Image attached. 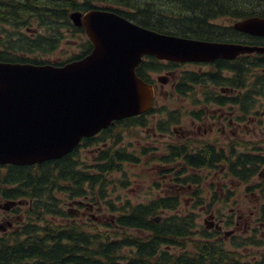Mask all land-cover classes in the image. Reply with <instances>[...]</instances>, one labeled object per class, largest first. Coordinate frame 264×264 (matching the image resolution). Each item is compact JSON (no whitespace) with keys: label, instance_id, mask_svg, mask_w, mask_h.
<instances>
[{"label":"trees","instance_id":"16d2710c","mask_svg":"<svg viewBox=\"0 0 264 264\" xmlns=\"http://www.w3.org/2000/svg\"><path fill=\"white\" fill-rule=\"evenodd\" d=\"M89 9L114 11L160 33L264 46L262 38L216 22L218 18L264 16V0H0V26L7 38V48L0 50V61L63 65L82 58L90 52L92 44L83 27L72 22L70 14ZM32 24L45 33H26ZM66 34L67 38L80 40L78 45L84 49L79 54L57 62L31 56L56 51ZM178 65L145 56L136 73L150 81L148 71L175 69ZM207 66L202 71H183L174 92H199L208 105H228L244 115L254 112L260 99H264V53L242 54L233 60L218 59ZM221 87H227L229 92L218 90ZM156 100L150 111L115 120L99 133L83 137L61 158L30 165L0 164V200L28 203L27 220L22 226L7 234L0 233V264H264V255L257 260L242 259L234 250L212 241L217 233L200 226L196 212L165 214L179 205L176 197L136 203L125 199L120 207L111 201L117 183L121 188L126 185L125 169L138 163V157L119 146V136L107 144L105 134L113 125L121 126L124 131L147 125ZM166 121L164 126L160 125L161 120L157 121V127L169 129L168 120L163 122ZM85 149H93L89 162L82 158ZM235 152L231 147L227 156L213 144L197 150L174 144L162 160L169 163L179 159L182 170L177 175L178 181L197 187L199 178L194 171L216 170L219 163H226L227 176L248 182L264 165V156ZM189 171L192 172L179 177ZM118 175L124 179H116ZM255 188H260L264 201V182ZM76 199L107 204L111 212H116L113 223L108 225L110 229L98 231L70 220L68 217L72 215L64 205ZM196 203V206L203 204V198H196ZM155 215L161 219L154 221ZM260 216H264L263 207ZM227 222L229 225L230 220ZM244 236L235 244L237 247L264 245V238Z\"/></svg>","mask_w":264,"mask_h":264},{"label":"water","instance_id":"95a60500","mask_svg":"<svg viewBox=\"0 0 264 264\" xmlns=\"http://www.w3.org/2000/svg\"><path fill=\"white\" fill-rule=\"evenodd\" d=\"M70 19L83 27L92 44L82 58L63 65L0 61L2 165L61 158L83 137L151 109L153 87L136 74L144 55L178 63H206L264 53L260 45L160 33L106 9L75 11ZM232 27L264 37V16L240 18ZM21 203L9 200L0 203V208L8 210ZM152 219L158 221L159 216Z\"/></svg>","mask_w":264,"mask_h":264},{"label":"rangeland","instance_id":"374dc122","mask_svg":"<svg viewBox=\"0 0 264 264\" xmlns=\"http://www.w3.org/2000/svg\"><path fill=\"white\" fill-rule=\"evenodd\" d=\"M235 19L231 18H218L216 20L217 23L222 24L223 26H232V23ZM31 30L24 31L29 33L30 35L38 34V31L41 33H45L44 30H38L35 24H32ZM2 26H0V33L5 35V32L2 31ZM87 38V37H86ZM79 41L75 38H67L66 37L61 41L59 47L56 51L47 54V55H40L32 53V57H36L42 60H49L51 62L63 61L68 59L69 57L79 54L84 48L83 46H79ZM162 63H166L164 60H160ZM183 69H189L191 71H202L209 68L207 65L201 64H185L182 67ZM166 69V68H165ZM161 71H148V79L157 86L155 95H156V103L154 105L153 112L148 116L149 120L147 125L144 126H135L129 129L128 131L122 130L121 126H112V129L109 130L105 134L107 137V144L110 141L117 140V136H119V146H124L127 151L135 154L138 157V163L129 166L125 169L126 171V185L125 187L121 188L122 185L117 183V189L113 194L110 196V199L115 205L120 207L123 205L125 199H128L132 203L136 202H147L151 198H157L159 195L161 196H169L176 194L179 199V207L177 210L179 212L183 211H192L196 212L197 221L200 226L204 227L203 220L206 217L207 213L210 210L218 208L220 213L218 216H230L232 219L235 217L234 214L229 213L230 207H237L235 206V201H241V208L245 209L250 206L251 210L259 205H264L263 199L260 197V202L258 203L256 198H259L258 190L254 191V196H251L249 192L244 191L245 188L248 186H253L259 182H264L263 175H255L253 179L248 182H242L238 179L226 178L224 177H217L213 175L212 172L204 171L201 172H194L199 177V184L201 195L195 198H191L189 195L193 192L194 189L198 188L196 185L191 183H182L184 186L186 184H190V188H183L176 191H169L171 189V181L173 178L176 177L178 174L177 172L179 169L182 168V162L177 159L175 161H170L166 163L162 158L167 156L169 153V146L180 144L183 140H180V136L191 137L192 140L195 141H213L214 139H218L214 136V133L210 132L208 134L204 133L203 131H209L208 124H211L214 120H216V116L219 114V111L216 110V113L213 114L212 117L209 118L207 125L204 127L201 123V120H192L194 116L191 115L193 111H200L204 108L202 105V98L199 92L196 93H188L187 95L175 94L174 89L171 85V81L173 78L168 76L167 70ZM181 68H177L175 72H180ZM175 73V74H176ZM159 75H163L167 78L165 84H162L161 81H157V77ZM174 81V79H173ZM197 101V102H196ZM221 111L225 112V117L222 121L223 125L226 126V130H234L237 133L235 135L227 137L223 142L219 144L226 147L228 142H232V144H237L236 152H248L251 154L256 155H264V99H260L256 109L251 114V116L247 115V119L240 121L239 123L233 124L234 127H227L228 114H230V118L234 121H238L237 115L238 110L236 108L231 109L226 107L225 110L220 109ZM172 116L178 117V120H174ZM171 116V117H170ZM162 122L160 125L164 126L166 122L164 120H168V128L169 130L175 128L174 132L167 130H161L157 127L159 121ZM194 124L192 125V122ZM199 126V129L197 127ZM205 128V129H204ZM161 130V131H160ZM189 130V136L185 135L183 131ZM215 130V127H214ZM213 130V131H214ZM166 131V132H163ZM163 134V135H160ZM104 143V144H106ZM106 144V145H107ZM101 147V145L99 146ZM97 147V148H99ZM255 147V148H254ZM248 148V149H247ZM247 149V151H245ZM250 150V151H248ZM92 151L93 149H85L82 151V158L89 162L92 158ZM264 167H260L258 172L263 170ZM174 172H169V171ZM177 171V172H176ZM191 172H187L185 174L179 175L180 178L184 177L186 174H190ZM176 174V175H175ZM167 175V176H166ZM169 177L171 180H169ZM202 178V180H201ZM116 179H124L121 175H118ZM229 185V190L232 192V196L225 198V193L222 191L224 187L223 184ZM215 191L217 195L215 198L208 196L211 192ZM168 191V192H167ZM246 192V194H245ZM203 198L204 203L201 205L196 206V198ZM213 198V199H212ZM4 200H0V203H4ZM215 202V203H214ZM102 210H95L92 212L95 215V219L90 218L89 216L82 217L80 215L68 217L70 220L74 222H78L79 224L86 225L88 227L96 228L98 231H105L109 230V224H111V220L115 219V213L111 212L110 208L107 204H102ZM27 201H23V203L12 207V210L9 211V214L5 213L3 210H0V233H9L13 230H16L22 226V224L27 220ZM68 205H64V209H68ZM205 208L201 210V208ZM83 210V209H81ZM208 210V211H207ZM165 214H172L173 211H165ZM161 214V213H159ZM72 215V214H71ZM244 217H247L248 212L243 213ZM159 216L155 215L154 217ZM10 218H14L11 220L13 225L9 227L7 225V221H10ZM161 219V216H160ZM159 219V220H160ZM239 219V229L236 232V237H231L229 239H224L223 235L219 239H216L218 234L213 237L212 241H218V244L221 245L225 249H232L236 253H238V257L242 259H249V260H257L262 255H264V245H249L246 247L240 246L237 247L235 244L239 243L238 240L241 237H245L243 235V221ZM256 223V222H255ZM4 227V228H3ZM257 227L254 223H251L250 228ZM114 228V227H112ZM233 227L225 226L224 230H229ZM258 233H249L246 236L248 237H256L260 238L264 235V228L257 227L256 228ZM206 230H210L213 232L212 229L207 228ZM111 232V231H110ZM260 234V235H259ZM263 238V237H262ZM243 239V238H242ZM182 252V250H179Z\"/></svg>","mask_w":264,"mask_h":264},{"label":"flooded vegetation","instance_id":"af4514ba","mask_svg":"<svg viewBox=\"0 0 264 264\" xmlns=\"http://www.w3.org/2000/svg\"><path fill=\"white\" fill-rule=\"evenodd\" d=\"M253 36H255V35H253ZM257 37L262 38L261 42L264 44V37H261V36H257ZM6 40H7L6 36L4 34H1L0 33V50H3L5 48H7ZM11 40L16 43V39L15 38H12ZM218 59H221V58H218ZM218 59H216V60H218ZM224 60H226V59H224ZM167 62H169V61H166V63ZM170 62H173V61H170ZM166 63H164V64H166ZM174 63L179 64L178 66H180V68H181V71L180 72H177V73L175 72V70L177 68L179 69V67H176L175 69H171V68H169V69L166 68L165 69V70H167L168 76H170L171 78L174 79V81H173V79L171 81V85H172L173 89H175L174 86H176V84L180 81L182 72L183 71H191L189 69H183L182 68L183 65L188 64V63L194 64V65H196V64L207 65V63H211V62H207V63H201V62H180V63H178V62H174ZM159 77H162V78L159 79ZM157 81H161L162 84H165L166 81H167V78L165 76H163V75H159L157 77ZM149 82H150V84L153 87V90H154V99H155V97H156L155 92H156L157 86L154 83H152L151 81H149ZM218 90H220L222 92H229V89L227 87H221ZM175 94L177 95V94H180V93H177L176 90H175ZM187 94H180V96L181 95H187ZM203 104H205V105H203ZM202 105L204 106V108L201 109L198 112L197 111H193V113L191 115H193L194 117L191 118V119L192 120H201L202 121L201 123L205 127L207 125V123H208L209 118L213 116V114H211V113H216V110H218L219 111V114L216 116V120H214L213 122H211V124H208L209 131H206V132L203 131V132L206 133V134L212 132V133H214V136H216L220 140L214 139L213 141H195V140H192L191 137L189 138V137H186V136H180V140H183V141L180 144H177V146H184V145H186L189 150H197V149H201L205 145H211V144H213L217 148L222 149L224 151L225 155L229 154V151L231 150V147H233L234 149H236L237 148V144L236 143L235 144H232V142H228L227 145H226V147H224V146H222V145L219 144L220 142H223L227 137L229 138L230 136L235 135L237 133L234 130H230V129L229 130H226L225 129L226 126H224L223 123H222V121H223V119L225 117V112L221 111L220 109L225 110V108L226 107H229V106L228 105H223V106L208 105L207 103H205L203 101H202ZM252 113L253 112H251L249 114V116H251ZM238 114L239 115H237V119H238L237 122L234 121V120H232L230 118V114H228L229 117L227 119V124L229 126H227V127H229V128L230 127H234L233 124L239 123L240 121H243V120H246L247 119V115H244L241 112H238ZM137 116H139V115H137ZM193 124H194V121L192 122V125ZM214 127H215V130H214ZM197 129H199V126L197 127ZM168 131L174 132L175 131V128H173L171 130L168 129ZM163 132H166V131H163ZM183 133H185V135L189 136L190 131L189 130H186V131H183ZM160 135H163V134H160ZM103 145H105V144H103ZM247 149L245 151H247ZM259 156H264V155H259ZM225 165H226V163H219L218 164V166H219L218 169L212 170V171L211 170H206V171L212 172L213 175H215L217 177H220V178L223 177V179H224V177L231 178V176H229V175L227 176L225 174ZM262 167H264V165ZM180 170H182V168L179 169L178 172L177 171L176 172L179 174L180 173ZM201 171L202 170H197L196 172H201ZM169 172H174V171H169ZM189 172H192V171H189ZM177 175H176L175 178L172 179L171 185H170L171 189L169 191H172V192L173 191H176V193H178L177 191L179 189H183V188H188L189 189L190 186H191L190 184H186V186H184L182 183H178L179 181H178ZM257 175H259V176L260 175H263L264 176V169L261 170L260 172H258ZM169 180H171L170 177H169ZM201 180H202V178H201ZM257 184H261V182H259ZM229 185H227L225 183L222 185L224 187V189L222 191L225 193V198H228V199H229V197L232 196L231 195L232 192L229 190ZM255 185L256 184H254L253 186H248L247 188H245L244 191H247V192L250 193L251 196H254L255 193H254L253 190H256L257 189L258 192L260 191V188H255ZM200 190L201 189L198 186V188L194 189L193 192L191 193V195H189V196L191 198L192 197L195 198V197H198V196H202ZM245 194H246V192H245ZM216 195H217V193L212 190V192L208 196L214 197ZM159 197H168V196H162V195L160 196L159 195ZM169 197H176L178 199V197H177L176 194L169 195ZM260 197H261V194L259 192V198L258 197L256 198V200H257L258 203L260 202ZM239 199L236 200L235 203H234L235 206H237V207H230L229 208V213L230 214H234V213L236 214L235 217H234V219H232L231 215L230 216H227V217L225 215L224 216H221V217L218 216V214L220 213V211H219L218 208L213 209V210H210L207 213L206 217L204 218V220H203L204 227L210 228V229L213 230L214 233H217L218 236H217L216 239H219L221 237V236H219L220 234L223 235L224 239H229L231 237L232 238L233 237H236L237 236L236 235V232H238V229H239V223H238L239 222V219H242L241 221H243V225H244L243 235H247L249 233H258V231L256 229L258 226L264 228V216H260L261 209H262V207L264 208V206L263 205L261 206V205L257 204V206H255V208L253 210H251L250 206L247 207V208H245V209H240L241 206H242V204H241V201ZM178 201H179V199H178ZM67 205L69 206L68 207V212L70 213V215L71 214L73 216L80 215L82 217L89 216L90 218H93V219H95L96 217H95V215L92 212H94L95 210L99 211V210H102L103 209L102 204L99 203L98 201L97 202H90V201H87L86 199H76V200H72ZM178 207L179 206L177 205L174 209H172V211L173 212H179V210H177ZM81 209H83V210H81ZM10 210H12V208L9 209V210H6V211L3 210V211L5 213L9 214V211ZM201 210H204L205 211V208L202 207ZM245 211L248 212L247 217H244V215H243V213ZM13 219L14 218H10V221L13 220ZM228 219L230 220V224L229 225H227V223H228L227 221H229ZM113 221H114V218L111 220V222L113 223ZM251 223H254L257 227L250 228ZM12 225H13V222H12ZM226 225L228 227H233V228H231L229 230H226V229L224 230V227ZM0 228L2 229L1 226H0ZM260 236H262L264 238V235H260ZM262 237H260V238H262Z\"/></svg>","mask_w":264,"mask_h":264},{"label":"bare ground","instance_id":"6f19581e","mask_svg":"<svg viewBox=\"0 0 264 264\" xmlns=\"http://www.w3.org/2000/svg\"><path fill=\"white\" fill-rule=\"evenodd\" d=\"M73 216V215H72ZM75 217V216H74Z\"/></svg>","mask_w":264,"mask_h":264}]
</instances>
